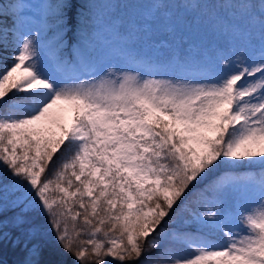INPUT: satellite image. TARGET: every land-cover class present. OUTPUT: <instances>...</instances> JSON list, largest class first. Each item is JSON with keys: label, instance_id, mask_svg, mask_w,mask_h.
Masks as SVG:
<instances>
[{"label": "snow or ice", "instance_id": "1", "mask_svg": "<svg viewBox=\"0 0 264 264\" xmlns=\"http://www.w3.org/2000/svg\"><path fill=\"white\" fill-rule=\"evenodd\" d=\"M111 7L0 10V243L23 264H65L37 259L46 232L73 264H264V0L184 5L227 40L211 52L166 3L127 25Z\"/></svg>", "mask_w": 264, "mask_h": 264}, {"label": "rangeland", "instance_id": "2", "mask_svg": "<svg viewBox=\"0 0 264 264\" xmlns=\"http://www.w3.org/2000/svg\"><path fill=\"white\" fill-rule=\"evenodd\" d=\"M22 2L39 4L42 0H11L12 3ZM96 4H110L111 8H97L95 12L107 16L112 22L116 24H129L132 20L138 19L150 11V6L153 3L162 2L169 5L167 11L172 13L173 19L177 22L179 27L184 28L185 23H192L195 19L202 22L197 26L192 23L191 36L192 41L196 44L207 48L210 52L216 47H226L227 40L214 33L210 26V18L208 9L206 8H185L186 4H204L205 2H215V0H92ZM179 5V7H177ZM0 7L1 4H0ZM9 13V12H8ZM12 21L10 20L9 26ZM187 31V30H186ZM216 238H221L222 235L217 234ZM178 254H187V251L178 252ZM2 264V263H0Z\"/></svg>", "mask_w": 264, "mask_h": 264}, {"label": "trees", "instance_id": "3", "mask_svg": "<svg viewBox=\"0 0 264 264\" xmlns=\"http://www.w3.org/2000/svg\"><path fill=\"white\" fill-rule=\"evenodd\" d=\"M76 3L77 4L81 3V0H76ZM0 4L2 6L0 7V10L7 8L9 9L8 14L11 15V11H10L11 1L10 0H0ZM9 23H10V20L8 21V24ZM12 49H13V37L9 35L7 49H5L3 44H0V65L11 64V58L13 55ZM259 172H260V168L258 166L251 168V169L241 168L237 170V173L239 175H248V174L255 175V174H258ZM39 223L41 227L45 229L47 228L46 218H43V217L40 218ZM46 240H47V244L45 247V252L42 256L37 257V259L41 261H64L65 264H73L74 258L69 254H65L62 251V249H60L59 246L55 244L54 237L52 236L50 232H46ZM172 247L175 249L177 254L178 252L188 251L183 246L172 245ZM149 255L155 256L156 252L153 251L149 253ZM0 257H4L9 264H23V261L26 258V251L22 247H17L13 245L10 240H6L0 243ZM0 263H2V261H0Z\"/></svg>", "mask_w": 264, "mask_h": 264}, {"label": "water", "instance_id": "4", "mask_svg": "<svg viewBox=\"0 0 264 264\" xmlns=\"http://www.w3.org/2000/svg\"><path fill=\"white\" fill-rule=\"evenodd\" d=\"M2 260H4V261H5V259H2Z\"/></svg>", "mask_w": 264, "mask_h": 264}, {"label": "bare ground", "instance_id": "5", "mask_svg": "<svg viewBox=\"0 0 264 264\" xmlns=\"http://www.w3.org/2000/svg\"><path fill=\"white\" fill-rule=\"evenodd\" d=\"M4 258V257H3Z\"/></svg>", "mask_w": 264, "mask_h": 264}]
</instances>
